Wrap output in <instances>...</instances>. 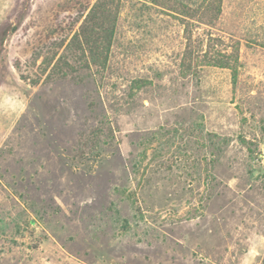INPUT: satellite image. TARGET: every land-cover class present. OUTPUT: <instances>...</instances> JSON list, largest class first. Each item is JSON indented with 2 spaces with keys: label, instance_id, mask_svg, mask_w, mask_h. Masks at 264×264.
<instances>
[{
  "label": "rangeland",
  "instance_id": "1",
  "mask_svg": "<svg viewBox=\"0 0 264 264\" xmlns=\"http://www.w3.org/2000/svg\"><path fill=\"white\" fill-rule=\"evenodd\" d=\"M94 1L0 0V264H264V0L194 17L235 77L182 68L167 0H119L93 58Z\"/></svg>",
  "mask_w": 264,
  "mask_h": 264
},
{
  "label": "trees",
  "instance_id": "2",
  "mask_svg": "<svg viewBox=\"0 0 264 264\" xmlns=\"http://www.w3.org/2000/svg\"><path fill=\"white\" fill-rule=\"evenodd\" d=\"M147 1L159 5V2L163 1L164 3L166 0ZM167 1L168 9L178 15L183 25L185 44L181 58L182 68L186 71H195L203 65L227 67L231 69L232 75L235 77L238 49L227 53L223 40L213 37L208 30L196 34L195 31L199 26L193 21L195 16L202 14L209 18L216 17L221 11L222 0ZM118 3L119 0H95L85 14L78 32H75L70 38L69 44L76 41L81 44L82 48L86 47L93 58L99 56L111 37ZM76 36H79V39H75ZM78 59L76 58V61ZM47 60L44 58L42 62L47 65L50 61ZM51 70L65 76L75 71V68L74 63H69L64 56L59 55L52 64Z\"/></svg>",
  "mask_w": 264,
  "mask_h": 264
}]
</instances>
